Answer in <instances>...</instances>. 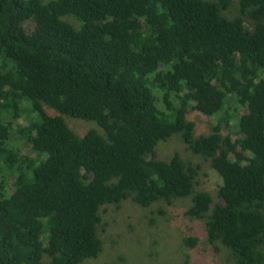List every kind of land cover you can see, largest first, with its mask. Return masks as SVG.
<instances>
[{"label":"trees","instance_id":"obj_1","mask_svg":"<svg viewBox=\"0 0 264 264\" xmlns=\"http://www.w3.org/2000/svg\"><path fill=\"white\" fill-rule=\"evenodd\" d=\"M234 2L0 0V264H87L109 206L186 198L210 244L264 264V0L229 18ZM191 112L225 120L196 136ZM174 136L209 162L216 199L198 165L157 157Z\"/></svg>","mask_w":264,"mask_h":264},{"label":"rangeland","instance_id":"obj_2","mask_svg":"<svg viewBox=\"0 0 264 264\" xmlns=\"http://www.w3.org/2000/svg\"><path fill=\"white\" fill-rule=\"evenodd\" d=\"M224 15L229 18L238 15L236 0ZM69 21L78 27L74 19ZM245 113L233 101L229 105V128L225 126L223 113L218 117L206 118L191 112L189 118L196 122V136L210 133L218 119H223V131L229 132L235 139L241 137L238 116ZM66 120L69 127L80 136L95 128L92 123L72 118ZM25 122L24 119L20 120V126ZM175 154H179L188 163L199 166L197 190L208 192L216 199L220 180L209 162L194 155L180 136L170 138L157 148V157L161 160L168 161ZM191 203V198H186L177 200L170 206L157 204L147 209L129 201L109 206L99 229L103 251L99 258L92 259L87 264H234L225 247L219 243H209L204 220L184 215ZM187 237L198 240L195 248H190L185 243ZM47 239L48 237H44L45 244Z\"/></svg>","mask_w":264,"mask_h":264}]
</instances>
